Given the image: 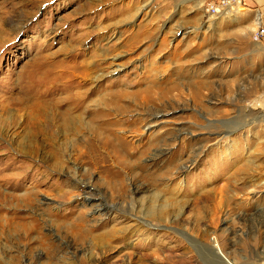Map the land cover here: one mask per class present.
I'll return each mask as SVG.
<instances>
[{"label": "rangeland", "instance_id": "rangeland-1", "mask_svg": "<svg viewBox=\"0 0 264 264\" xmlns=\"http://www.w3.org/2000/svg\"><path fill=\"white\" fill-rule=\"evenodd\" d=\"M209 1L0 0V264H264V3ZM68 93L108 118L54 152L43 121L59 131ZM94 130L125 140L96 147L104 169L75 156ZM153 195L177 204L163 220L143 212Z\"/></svg>", "mask_w": 264, "mask_h": 264}, {"label": "bare ground", "instance_id": "bare-ground-1", "mask_svg": "<svg viewBox=\"0 0 264 264\" xmlns=\"http://www.w3.org/2000/svg\"><path fill=\"white\" fill-rule=\"evenodd\" d=\"M244 9H245V7L244 6H241V7H234V8H231V9H227L225 11H231V12L234 13V12H237V11L239 12L240 10H244ZM259 24H261L260 23V19H259L258 16H255L254 17V21H253V26L256 28V27H258ZM72 83L73 82L69 81V82H65L64 84H62V85L60 84V85L61 86L64 85L65 86L64 88H67ZM54 86H58V85H54ZM60 102H61V105H63L64 108L61 109L62 108L61 105H60V108H59V106L55 107L56 108L55 111L57 113V116H56L55 119H57V121H60V123H59V129L57 127V130H59V131L56 132L55 130H52V127L54 126V124L51 122L52 120L49 121V120H47L48 119L47 118L46 120L43 121V123L45 125L43 127L44 128L43 130L45 131V134H44V137H43L42 140H43V142L46 143L45 146L56 145L57 148H56V151H54V152L62 151L63 148L65 149V147H63V146L65 145V141L67 139H69L70 136L71 137H74V136H77L78 137V135H76V134L81 133L83 130H84L83 132H85V130L92 128V127H90L92 121H94V120L96 121V120H99V119H101L100 121H102V119H105L106 120L108 118L105 109L102 110V108H98L96 111H94V113L92 114V116L90 115L89 116V119H86V120H85V118H82L81 117L82 113H84L82 111H81L82 113L80 115L78 113H77L78 115H75L74 114V113H76L75 111H78V109H80V104L81 103L84 104L86 102V97L82 101H77L74 98V95L73 94L68 93L67 94V97L65 99H63V101H60ZM262 102H264V98L261 100V103ZM84 108L86 110H88L86 107H84ZM51 112H54V110H51ZM48 113H50V112H48ZM41 114H42L41 116H43L45 118L46 113L42 111ZM55 119H54V121H55ZM113 124L117 125V122L115 121ZM108 125H106V126H108ZM110 126H111V124H110ZM97 127L98 126H96V129H97ZM99 127H100V125H99ZM131 131H133V130L130 129L129 132H131ZM109 132H111V131H109ZM60 134L63 137H67V138L63 139L62 142H59V139H58V136H60ZM111 135L112 136L109 137L106 134L103 135V134L98 133V132L95 131V134L93 135V137H91V139H89L87 137L88 139H86V140L84 139L83 140V138H82L81 142L78 144V146H76L77 147L76 148L77 152H75V156L78 159L85 158V157L89 158V161H90L91 165L92 166H97L96 168H98V169L99 168H101V169L106 168L107 167V165L105 163L106 159H105L104 156H102L101 154H99V152L97 151L96 147L102 148V149L106 150L107 152H109L110 154H112V152L114 153V150L110 149V147H113L114 144L115 145L118 144L119 147H120L121 145H124V143H125V140H124L123 137H119V136H117L115 134H111ZM85 137H86V135H85ZM56 139H58V140H56ZM92 140L94 141V143L91 142ZM93 144L95 145L94 147H93ZM80 145H82V146H80ZM96 151H97V154H96ZM61 154H63V152H60L59 156ZM50 156H52V155H50ZM59 159H60L59 157L58 158H55V161L53 163V165L56 168L59 167V166H62V161L59 160ZM146 188L147 187H142L141 185H137L135 183V188L134 189H135V191H137V193L145 192L147 190ZM24 199H26L27 201H29V196H26ZM175 204H176V202H168L167 200H164V199H157V196H154L153 195L149 199L148 204H146L144 206V209H143L144 211L143 212H144V214L147 217H150L151 219H153L155 221H160L161 219L163 220L164 217H166L167 215H170L171 214V212L175 209V206L177 205V204L176 205ZM16 207L17 206H15L14 208H16ZM3 209L4 208L1 207L0 210H3ZM16 209L13 210L12 214H14V215L17 216V210ZM102 209H105V208H102ZM4 210H6V209H4ZM130 210H133V209L130 208L128 211L130 212ZM16 216H14V217H16ZM77 224H78V228L80 230V229H84V227L86 226L87 223H86V221L84 219H81V220H79L77 222ZM6 226H7L6 224H3V225L1 224L0 225V233H2L5 230V227ZM36 229H37V223H36L35 220H32L30 223H28V226L26 225V227L24 228L23 237L24 236H28L29 233L33 232V230L35 231ZM190 229L193 231V234H194L195 238H197L198 240H201V241L208 240V233H207V230L206 229H204V228H198L197 225L196 226L195 225L192 226V224L190 226ZM221 232L224 234L225 231L222 230ZM113 236H114V234H111L107 238V240H110V239L114 238ZM117 237H119V236H117ZM222 241H224V239H222ZM100 243L102 244L103 242H100ZM214 243H215L216 246H218L220 248V249H216V250H219L221 252V254H223L225 256V258H228V259L235 258V251H234V249H232V247H234L233 246V243H229L228 245L227 244L225 245L224 243L221 242V240H215L214 239V241H213V247H216L214 245ZM102 246H103V244H102ZM218 247H216V248H218ZM158 256L159 257L157 259H159V260H160V258H164V255L159 254V252H158ZM128 263H129V261H128Z\"/></svg>", "mask_w": 264, "mask_h": 264}, {"label": "built area", "instance_id": "built-area-1", "mask_svg": "<svg viewBox=\"0 0 264 264\" xmlns=\"http://www.w3.org/2000/svg\"><path fill=\"white\" fill-rule=\"evenodd\" d=\"M241 6H244V0H211L206 4V10L212 15H218L227 9ZM253 37L257 41L264 38V26L262 24L258 25Z\"/></svg>", "mask_w": 264, "mask_h": 264}, {"label": "crops", "instance_id": "crops-1", "mask_svg": "<svg viewBox=\"0 0 264 264\" xmlns=\"http://www.w3.org/2000/svg\"><path fill=\"white\" fill-rule=\"evenodd\" d=\"M258 3H264V0H256ZM245 4V0H244ZM255 16H258L260 19V23L264 26V5L260 9V13L256 14Z\"/></svg>", "mask_w": 264, "mask_h": 264}]
</instances>
